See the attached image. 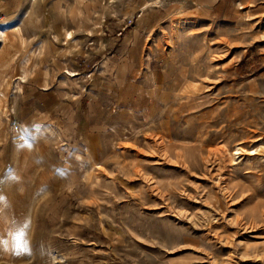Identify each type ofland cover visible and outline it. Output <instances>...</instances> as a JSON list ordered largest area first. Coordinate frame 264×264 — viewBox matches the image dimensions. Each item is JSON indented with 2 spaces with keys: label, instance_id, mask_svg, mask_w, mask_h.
<instances>
[{
  "label": "rangeland",
  "instance_id": "obj_1",
  "mask_svg": "<svg viewBox=\"0 0 264 264\" xmlns=\"http://www.w3.org/2000/svg\"><path fill=\"white\" fill-rule=\"evenodd\" d=\"M0 264H264V0H0Z\"/></svg>",
  "mask_w": 264,
  "mask_h": 264
},
{
  "label": "bare ground",
  "instance_id": "obj_2",
  "mask_svg": "<svg viewBox=\"0 0 264 264\" xmlns=\"http://www.w3.org/2000/svg\"><path fill=\"white\" fill-rule=\"evenodd\" d=\"M238 151H239V148L236 149V152H238Z\"/></svg>",
  "mask_w": 264,
  "mask_h": 264
}]
</instances>
